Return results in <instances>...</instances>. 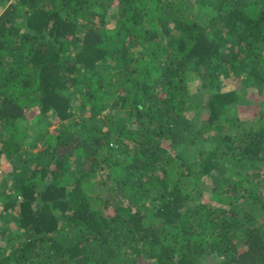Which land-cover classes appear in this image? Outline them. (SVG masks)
I'll list each match as a JSON object with an SVG mask.
<instances>
[{
  "label": "trees",
  "instance_id": "16d2710c",
  "mask_svg": "<svg viewBox=\"0 0 264 264\" xmlns=\"http://www.w3.org/2000/svg\"><path fill=\"white\" fill-rule=\"evenodd\" d=\"M250 91L264 0H0V264H264Z\"/></svg>",
  "mask_w": 264,
  "mask_h": 264
},
{
  "label": "rangeland",
  "instance_id": "374dc122",
  "mask_svg": "<svg viewBox=\"0 0 264 264\" xmlns=\"http://www.w3.org/2000/svg\"><path fill=\"white\" fill-rule=\"evenodd\" d=\"M228 81H230V80H228ZM244 96H245V98L236 107V113L243 120L251 121L252 119L255 118V113H258L261 108H264V94H260L257 91H250V92L244 93ZM194 112H196V111H194ZM194 112L191 116L194 115V117H195L196 115ZM38 113H39L38 111L32 112V113L30 112L28 114L27 121L29 123H32L34 121V119L36 118V116L39 115ZM204 117L200 118L199 121L202 122L203 119L206 118V117L205 118ZM52 120L55 122H54V125L48 127L50 131H52L55 128V126H56L55 124L58 122V118L53 117ZM45 125H46V121L37 125L35 127V129H38V130L36 132L31 131V135L32 136L35 135L39 131V129H41ZM25 143L28 144L27 142H25ZM39 145L33 149V153H36L38 151L39 147H41ZM1 146H2V144L0 145V147ZM10 161H11L10 158L7 157L6 154L2 155V159H1V163H0V167L2 168V181L9 179L10 171L13 170V165Z\"/></svg>",
  "mask_w": 264,
  "mask_h": 264
},
{
  "label": "built area",
  "instance_id": "2783aa9c",
  "mask_svg": "<svg viewBox=\"0 0 264 264\" xmlns=\"http://www.w3.org/2000/svg\"><path fill=\"white\" fill-rule=\"evenodd\" d=\"M1 179H2V168L0 167V182H1Z\"/></svg>",
  "mask_w": 264,
  "mask_h": 264
}]
</instances>
